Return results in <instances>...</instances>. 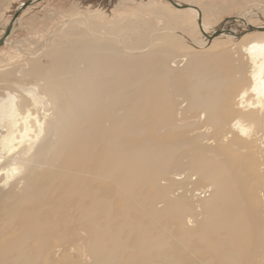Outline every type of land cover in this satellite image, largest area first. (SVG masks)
Segmentation results:
<instances>
[{
	"label": "bare ground",
	"instance_id": "6f19581e",
	"mask_svg": "<svg viewBox=\"0 0 264 264\" xmlns=\"http://www.w3.org/2000/svg\"><path fill=\"white\" fill-rule=\"evenodd\" d=\"M166 2L198 16L203 40L156 34L175 26L170 15L140 13L119 24L130 41L138 27L151 30L137 49L110 30L99 36L134 53L77 40V27L54 50L49 37L23 62L0 66V187H13L49 140L52 175L34 194L72 180L57 192L72 196L69 215L36 206L35 195L20 221L24 201L4 218L0 210V264H50L73 253L84 264H124L126 253L139 263L251 264L244 258L257 253L264 264V23L253 26L258 12L248 10L211 30L197 6ZM214 41L229 48L214 57ZM252 173L262 182L252 186L256 200H244L238 181L250 187ZM54 240L63 247L50 249Z\"/></svg>",
	"mask_w": 264,
	"mask_h": 264
},
{
	"label": "rangeland",
	"instance_id": "374dc122",
	"mask_svg": "<svg viewBox=\"0 0 264 264\" xmlns=\"http://www.w3.org/2000/svg\"><path fill=\"white\" fill-rule=\"evenodd\" d=\"M28 0H0V38L3 36L5 30L11 25L12 33L7 37V43L0 45V66H9L12 64H18L23 62L24 59L28 58L29 55L35 52L37 46L42 45L44 40L49 37L57 39V43L48 46V50H54L53 45L59 46L63 41L69 39L68 33L71 29L76 30L77 27L83 30V34L79 33L75 36L77 40L82 39H95L96 41L112 42L113 46L119 50L127 53H134L130 51L122 50L120 45L116 42L107 38H101L99 36H106V32L109 30L115 36H118L121 40V44L130 48L137 49V45L144 44V38L151 31L148 28L138 27L135 32L138 34L136 37H131L132 41L129 40V35L132 31L126 27L120 28L119 24L127 21L128 17L134 18L140 13L149 12H160L170 15L175 26L172 28L165 26V30L155 31L156 34L162 32H173L184 36L186 39H202L200 28L197 25L196 14L188 9H176L171 5H167L166 0H37L28 4L23 8L18 16L14 18L17 8ZM185 3H191L197 6L201 10V21L209 29L214 30L216 26L227 28L226 22L238 21V19H232L239 13L244 11L253 10L258 13H251L248 21L255 27H259L264 23V0H179ZM30 6V7H28ZM97 12V13H96ZM89 15L95 20L93 27L89 25H76L69 23L74 17H81L83 15ZM259 18V19H258ZM263 18V19H262ZM86 19V17H84ZM129 19V18H128ZM15 21V23H14ZM136 23H139L136 21ZM161 25L162 22H158ZM170 26V25H169ZM14 27V28H13ZM101 27L100 29H95ZM112 27V29H110ZM120 28V29H119ZM99 30L100 32H96ZM68 35V36H67ZM244 35V34H243ZM254 33H249L246 37L253 36ZM87 37V38H86ZM206 39V38H205ZM60 40V41H58ZM243 40V39H242ZM239 42V44L242 42ZM212 49L215 50L214 57L218 54L227 50L228 45L214 41ZM68 47V46H67ZM71 46V49H73ZM143 47V46H142ZM69 48V47H68ZM46 47L42 46L41 51L45 50ZM46 49V50H47ZM32 50V51H31ZM201 50V49H200ZM137 56V55H135ZM51 141L43 142L38 149H35L33 161L29 163L28 167L23 170V174L19 179L15 180L14 186L10 188L0 187V210H4L2 218L5 217L6 213L13 209L19 201H24L20 207V216L18 221L23 218L26 213H31L32 202L26 199L29 196L35 195V205H41L49 203L51 205H59L62 209V214L69 215L72 213V207L70 206L72 196L70 195H57L58 190H62L66 185H69L72 180L67 179L66 181H56L54 188L45 189L37 194H34L36 189L41 185L47 184L51 177V170L48 164L49 158H51V152L49 149ZM123 143H129L126 139L122 140ZM104 145L98 148V151L102 150ZM225 156L234 155L237 162H242L243 158L241 153H230L229 151H223ZM258 164V162H256ZM256 166V164H254ZM252 180L250 187L246 184L243 176H240L238 188L243 191V198L245 195H249L250 199L256 200L253 196L252 186H256L262 182L257 177ZM2 184V181L0 185ZM100 187L104 188L105 184L102 182L96 183ZM93 188L95 186L91 185ZM171 190V189H170ZM115 198V205L117 207L121 198L113 192ZM69 220L67 216L61 218V225L67 226ZM173 221L168 219L165 225L171 226ZM70 233H73L70 231ZM176 244L177 241L174 240ZM63 247L62 242L54 240L50 243V249L54 250L57 247ZM206 253L199 254V258L205 257ZM264 260L263 254L260 256ZM250 260L251 264H260L257 253L255 256L248 255L244 258ZM84 258L78 256L76 253L71 255H65L62 258H54L50 264H84ZM145 261V258H142ZM140 262L137 260V256L134 254L126 253L124 256V264H162L155 261ZM45 262V263H44ZM195 263V262H193ZM42 264H49L45 259L42 260ZM123 264V263H120Z\"/></svg>",
	"mask_w": 264,
	"mask_h": 264
},
{
	"label": "water",
	"instance_id": "95a60500",
	"mask_svg": "<svg viewBox=\"0 0 264 264\" xmlns=\"http://www.w3.org/2000/svg\"><path fill=\"white\" fill-rule=\"evenodd\" d=\"M33 1H37V0H28L25 1L24 3H22L16 10L14 18L16 16H18V13L25 8L28 4L32 3ZM10 30H11V25L8 26V28L5 30L3 36L0 38V45H2L4 43V39L10 34Z\"/></svg>",
	"mask_w": 264,
	"mask_h": 264
}]
</instances>
